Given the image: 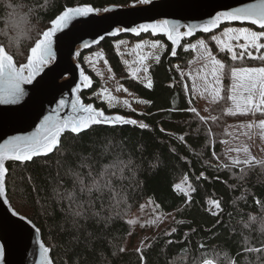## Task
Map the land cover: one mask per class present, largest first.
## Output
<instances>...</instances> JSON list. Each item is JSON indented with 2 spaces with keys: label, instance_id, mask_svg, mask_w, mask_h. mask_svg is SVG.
<instances>
[{
  "label": "trees",
  "instance_id": "trees-1",
  "mask_svg": "<svg viewBox=\"0 0 264 264\" xmlns=\"http://www.w3.org/2000/svg\"><path fill=\"white\" fill-rule=\"evenodd\" d=\"M133 1L0 0V44L14 55L19 65L25 62L23 53L37 33L45 30L49 20L65 8L82 4L102 8ZM209 35L199 33L184 40L173 57H170V45H167L160 62L149 67L153 81L151 89L129 77L113 46L115 38H105L90 50H103L112 74L122 86L150 103L142 113H136L107 108L90 98L89 94L99 86V81L81 61V66L94 79V85L81 92L80 97L104 113L135 119L147 123L149 128L141 131L132 125L93 126L78 136L66 133L59 147L48 156L6 164L8 201L39 229L42 240L50 248L53 264H141L138 249L145 253L147 264H201L202 259H213L215 264H221L225 253L234 258L237 255L241 233L247 235L254 246H260L257 241L264 239L261 232L264 208L257 201L264 202V166L245 167L243 179L239 178L242 175L240 167H214L227 160L221 143L228 138L225 126L242 118L225 114L229 76L223 80L224 99L218 107L211 109L218 117L216 122L209 120L201 124L192 114L178 111L189 107L190 96L184 90V85L188 86L187 80L184 81L173 64L179 62L180 69L188 68L193 52L183 50V45L199 36L208 38ZM120 37L164 40L150 34L137 38ZM221 59L226 68L264 62L245 58L233 62L224 55ZM180 136L185 138L183 142L179 140ZM128 161L131 166L118 172L122 179L114 181V192L105 190L102 199L91 198L92 206L89 207L87 201L90 198L80 194L75 174L79 173L80 178L90 184L93 179L99 180V174L106 166H122ZM202 171L205 178H199ZM186 176L196 189L192 203L187 207L182 194L173 190ZM68 193L75 194L77 199L70 202ZM148 199L160 205V218L173 214L172 220L160 230L150 227L145 231L147 227L138 228L136 220L134 225L127 223L134 220L132 215ZM210 200L221 203L222 215H211L207 203ZM117 201L122 202L117 204ZM80 204H84L87 211L84 216L77 217L74 213ZM250 216L255 218L254 222L249 223ZM174 217L184 219L186 223L178 225ZM246 223H249L247 228L244 227ZM173 227L177 232L167 235ZM169 240L173 243L169 244ZM120 248L126 250L120 252ZM240 258L241 264H264L259 254L244 253L242 248Z\"/></svg>",
  "mask_w": 264,
  "mask_h": 264
},
{
  "label": "snow or ice",
  "instance_id": "snow-or-ice-1",
  "mask_svg": "<svg viewBox=\"0 0 264 264\" xmlns=\"http://www.w3.org/2000/svg\"><path fill=\"white\" fill-rule=\"evenodd\" d=\"M139 4H149L151 0H138ZM98 10L90 7H74L65 8L62 12L55 15L54 18L49 20L50 27L37 33V37L32 44L28 47L27 51L23 53V58L26 62L20 63L17 66L14 55L8 51V49L0 44V105H18L25 97V89L22 85H33L34 82L39 83L38 77L45 71V69L55 60V53L52 50L53 37L57 33L66 29L69 24L76 18L86 17ZM104 12L109 11L107 8ZM222 21H239L241 23H248L255 25L260 31H253L247 27L242 28H227L222 35L218 38L216 35L211 36L219 51L229 54L230 59L235 62L237 60H243L245 57L252 60L264 61V55H254L253 53H260L264 49V0H260L259 4H249L245 7L234 8L231 11H220L215 14L207 22L200 25H187V30L180 32L179 29L183 26L170 23L167 20H160L152 24H140L132 29H124V31H131L132 33L139 35L141 32L151 31L152 35L162 33L167 37V40L171 42L172 49L171 55L175 56L176 46L183 37H191L196 31H202L204 33H210L219 26ZM117 31H120L118 29ZM115 35L116 33H112ZM227 38V39H225ZM243 40V43L239 41ZM235 41L236 43H233ZM88 47L87 44L83 45ZM152 49L161 47L158 42L147 45ZM137 48L141 45L137 44ZM239 47V51L236 48ZM186 51L203 50L206 53L207 62L203 64L201 69L197 70L196 77H193L191 72L182 73V78L186 75L189 79L193 80V86L191 89L187 85H184V90L190 97H194L196 94L200 98L209 99L210 103L216 104L220 100L224 99L221 95L223 89V80L226 75L229 76L232 81L231 88L228 90L229 95L227 100L232 102V109L228 110L226 115H247L250 111H255L264 115V67H235L231 66L226 68L225 63L218 59L208 49L205 40H199L196 44H190ZM161 57L155 56L157 63L160 62ZM143 65V60L140 61ZM192 61H189L191 66ZM137 72L144 74V87L151 89L153 87V81L148 75L149 68L141 67L137 69ZM200 73H203L201 76ZM84 86L87 87L90 84L88 76L80 73ZM133 79H140L138 75L132 74ZM203 79L204 86L202 90L195 84V79ZM80 85H77L73 89V101H72V114L61 119L59 116L60 111L65 107V101L61 99L56 108L52 110V115H47L40 122L36 129V132L29 136H16L6 140L3 144H0V197L5 196V176H6V161H18L20 163L30 162L33 157L40 155H48L53 152L59 146V138L65 131H70L74 135H80L81 133L90 130L93 126H107L116 128L119 126L132 125L138 126L141 131H145L149 128V125L144 122L137 121L135 119H128L120 115L106 116L103 111L95 109L91 104L84 105L76 97V92L79 91ZM120 90L119 88L117 89ZM125 91H127L125 89ZM259 95V101L257 102L256 96ZM109 104L113 103V97L110 95L107 97ZM125 103H127L125 101ZM140 103L148 104L150 102L141 100ZM189 107L178 110L192 114L201 124H206L209 120L216 122L218 117L215 115L204 117L201 116L197 109L192 105V99L188 101ZM172 111V109H168ZM150 114V113H149ZM254 123L247 125L248 129H252ZM258 127L264 133V119H261L258 123ZM161 131H164L162 128ZM184 137L180 136L179 140L184 141ZM264 139V135H262ZM224 143V141H221ZM229 151L240 153L241 151L246 154L244 159H241L239 155L236 157H228L225 162L217 163L214 165L217 169H231L240 167L241 176L243 179V173L245 167H253L255 165L264 166V161L256 160L251 154H249L248 147L243 148H231ZM215 157V153H213ZM218 159V158H217ZM131 161L123 163L122 166L108 167L99 174V180L93 179L92 182L86 183L84 179L80 178V174L76 173V179L79 184V192L81 195H87L90 199L87 201L88 206H92L91 198L102 199L105 190L112 193L114 192L113 184L116 179H122L118 172H123L124 169L130 168ZM92 173L89 172V176ZM199 178H205L204 172H200ZM218 178V177H217ZM175 192H179L185 198V206L187 207L192 203V194L196 191L195 187L188 182V177L184 178L183 183L176 184L173 189ZM116 196L113 195V199ZM67 199L70 202H74L77 197L73 193L67 194ZM8 203L7 199L3 201ZM122 201H117V204ZM209 207L208 211L211 212L213 217L222 215V206L219 201L210 200L207 202ZM258 204L264 208V202L257 201ZM157 208L160 205H156ZM87 209L84 204L78 205V210L74 213L75 216H84ZM12 216H17L18 213L12 211ZM98 215V213H93ZM20 219H25L20 217ZM159 219V218H157ZM174 219H176L174 217ZM254 217H249V223L254 222ZM219 223V221H217ZM129 225L136 224L135 220L127 221ZM151 223H155L152 221ZM178 225L186 223L184 219H176ZM249 223L244 225L245 228L249 226ZM144 225H141L143 227ZM194 231V230H193ZM177 228L173 227L170 233H176ZM264 233V228L261 229ZM241 240L237 242V255L235 258L229 253H225L224 259L221 264H241L240 251L243 249L244 253H256L259 254V259L264 262V239L257 241L259 247L253 245L252 240L241 233ZM169 244L173 241L169 240ZM39 245V261L38 264H53V261L49 258V249L45 247L43 243ZM125 248H120V252H124ZM140 252L141 264H147L146 255L142 249H138ZM0 264H6V246L0 244ZM201 264H215L213 259H202Z\"/></svg>",
  "mask_w": 264,
  "mask_h": 264
},
{
  "label": "water",
  "instance_id": "water-1",
  "mask_svg": "<svg viewBox=\"0 0 264 264\" xmlns=\"http://www.w3.org/2000/svg\"><path fill=\"white\" fill-rule=\"evenodd\" d=\"M259 3L260 0H151V3L142 5L138 3V0H135L126 5L108 4L102 8H94L88 4L67 7L90 6L98 11L86 17L74 19L66 29L53 37L52 50L55 53V60L37 78L38 84L34 82L33 85H22L25 89V97L20 104L0 105V144L12 137L29 136L36 132L43 118L53 114L52 110L57 107L61 99L65 101V107L59 113L60 118L63 119L71 115L73 89L77 85H80V89L76 92V97L85 106L91 104L94 107L93 103H86L80 97L81 92L93 87L94 79L81 66L79 58L83 52L98 46L105 38L139 37L145 34L163 37L170 45V57H173L171 55V42L162 33L154 36L149 31L136 35L131 31H124V29L167 20L170 23L183 26L179 31L184 32L187 30V25L203 24L215 16L217 12L231 11L234 8ZM105 8L109 11L104 12ZM228 24L250 25L246 22L222 21L210 33L198 30L191 37H183L176 46V52L184 40L199 33L211 34ZM250 26L257 28L255 25ZM118 29L120 31H117ZM112 33L116 34L113 35ZM85 44L88 47H84ZM81 72L89 78L90 84L87 87L82 82ZM95 109L101 110L100 108ZM104 114L106 116L116 115ZM66 133L71 132L65 131L61 134L59 145L61 138ZM8 162L18 161H6L5 167ZM5 199L8 201L6 188L5 196L0 197V244L6 246V264H38L40 257L37 239L49 249V258L52 260L50 248L42 240L39 229L27 217L13 209L9 201L5 204L3 202ZM12 211L17 212L18 215L12 216ZM20 217L25 219L22 220Z\"/></svg>",
  "mask_w": 264,
  "mask_h": 264
},
{
  "label": "rangeland",
  "instance_id": "rangeland-1",
  "mask_svg": "<svg viewBox=\"0 0 264 264\" xmlns=\"http://www.w3.org/2000/svg\"><path fill=\"white\" fill-rule=\"evenodd\" d=\"M247 27L253 31H260V29L252 28L248 25L242 24H228L222 26L221 29L211 33L208 38L199 36L194 40L190 41L183 45V50L188 48L190 44H196L199 40H205V43L208 49L215 55L218 59H221V55L227 56L230 59L229 54L225 52L219 51L216 44L211 41V36L216 35L218 38L222 35V33L227 28H242ZM142 36V35H141ZM140 37V36H139ZM153 37V36H152ZM137 38V37H134ZM227 39V38H225ZM158 42L161 47L157 49H152L147 45L151 43ZM233 43H236L233 41ZM239 43H243V40L239 41ZM140 44L141 47L137 48L136 45ZM167 45H169L165 40L158 39V38H151V37H141L138 39H131L129 37H117L113 42V46L115 51L119 55V59L123 63L124 67L127 69L129 77L132 78V74L138 75L140 79H135L140 83L144 84V74L142 72H137V69L143 67H150L152 64L156 63L155 56L161 54L167 49ZM239 47L236 48V51H239ZM193 58L190 60L192 61L191 66L188 64V68L182 70L179 68L180 63L175 62L176 65L174 66L175 70L179 73L182 77V73L191 72L193 77H196L197 70L203 67V64L207 62L206 53L203 50L194 51ZM254 55H264V49L261 50L260 53H253ZM245 59H248L245 57ZM143 60V65H141L140 61ZM82 62L84 67L91 71L93 76H95L99 81V86L94 89L93 92L89 94L90 98H93L97 102L103 103L107 108H119L124 111H134L136 113H142L147 106V104L140 103L142 98L136 96L125 87L122 86L120 80L117 79L111 72V69L105 59L104 52L100 48L88 50L84 53L79 62ZM81 64V63H80ZM235 67H264V62H260L257 65H243V66H235ZM150 76V74L148 73ZM202 76L203 73H200ZM184 81L187 80V84L189 89L193 86V80L189 79L186 75L183 77ZM195 84L198 88L202 90L204 86L203 79H195ZM232 81L230 80L228 89H227V96L230 94L229 89L231 88ZM120 89L119 91L117 89ZM125 89L127 91H125ZM223 92V91H222ZM113 97V103L109 104L107 102L108 96ZM222 95V93H221ZM226 96V98H227ZM193 102V107L197 109L201 116L209 117L215 115L212 113L211 109L218 107L221 104L219 101L216 104L210 103L209 99L200 98L198 94L194 97H190ZM257 102L259 101V95L256 96ZM125 101L127 103H125ZM144 101V100H143ZM225 108V113L232 109L233 105L231 101H228V105ZM216 116V115H215ZM238 117H242L237 121L231 122L225 126L226 133L228 138L223 140V150L226 157H236L239 155L241 159L246 157V154L242 151L238 154L234 151H229L231 148H243L248 147L249 154H251L256 160L264 161V139H262L261 129L258 127V123L261 119H264V115L253 111H250L247 115H234ZM249 123H254L257 126H254L252 129H248L247 125ZM160 212L156 207V204L148 199L147 201L143 202L140 206L138 212L132 215V218L137 221L138 228L141 225L147 227V230L152 227L153 229L160 230L163 226L167 224L168 221L172 220L173 214L164 215L162 218L159 216ZM159 218V219H157ZM155 221V223H151ZM147 234V233H144Z\"/></svg>",
  "mask_w": 264,
  "mask_h": 264
},
{
  "label": "built area",
  "instance_id": "built-area-1",
  "mask_svg": "<svg viewBox=\"0 0 264 264\" xmlns=\"http://www.w3.org/2000/svg\"><path fill=\"white\" fill-rule=\"evenodd\" d=\"M176 65V63L174 64V66Z\"/></svg>",
  "mask_w": 264,
  "mask_h": 264
}]
</instances>
